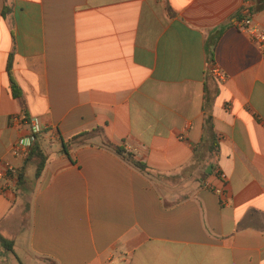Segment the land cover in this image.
<instances>
[{
  "label": "crops",
  "instance_id": "obj_1",
  "mask_svg": "<svg viewBox=\"0 0 264 264\" xmlns=\"http://www.w3.org/2000/svg\"><path fill=\"white\" fill-rule=\"evenodd\" d=\"M244 6L264 28V0H0V161L20 170L0 181V264H264V56ZM32 118L38 178L13 149Z\"/></svg>",
  "mask_w": 264,
  "mask_h": 264
},
{
  "label": "built area",
  "instance_id": "obj_2",
  "mask_svg": "<svg viewBox=\"0 0 264 264\" xmlns=\"http://www.w3.org/2000/svg\"><path fill=\"white\" fill-rule=\"evenodd\" d=\"M241 17L237 21V26L240 29L249 33L252 41L256 43L261 54L264 56V28L257 25L251 17L250 10L247 6H244L240 10ZM211 73L220 79H224L226 75L221 69L216 66H211ZM31 122V134L17 141L13 145V149L16 153L27 152L35 141V135L40 131V127L36 121V118L30 119ZM224 177V174H221ZM20 177V170L8 160L0 161V181L4 187H10L15 185Z\"/></svg>",
  "mask_w": 264,
  "mask_h": 264
},
{
  "label": "trees",
  "instance_id": "obj_3",
  "mask_svg": "<svg viewBox=\"0 0 264 264\" xmlns=\"http://www.w3.org/2000/svg\"><path fill=\"white\" fill-rule=\"evenodd\" d=\"M13 89H14V92L16 94H19V89H18L16 83H14V82H13ZM101 131H102L101 128H94V129L73 135L72 137H70L66 141H62L63 150L68 155L69 154L68 147L72 143H77L78 145L85 144L86 139L88 137H90L91 135L96 134V133H101ZM35 136H37V135H35ZM104 144L113 148L119 155H121L124 159H126L127 161L132 163L134 166H136L140 170L149 173V170H148L146 163L140 159H137L135 157L134 153L132 151L128 150L125 146L115 145L107 139H105ZM27 158L36 164L35 177L38 178L40 176L44 166H45L46 161H47V154L43 151L42 147L40 146V144H38L36 142V140L34 141L33 145L31 146V148L27 154ZM3 242H4V245L8 246L9 248H12V242H6L4 240H3Z\"/></svg>",
  "mask_w": 264,
  "mask_h": 264
},
{
  "label": "rangeland",
  "instance_id": "obj_4",
  "mask_svg": "<svg viewBox=\"0 0 264 264\" xmlns=\"http://www.w3.org/2000/svg\"><path fill=\"white\" fill-rule=\"evenodd\" d=\"M6 248H8V250H10V260L11 262L13 261L14 258V251L12 250V248H9L8 246L4 245ZM13 257V258H12ZM16 259L14 258V263H9V264H20V263H15ZM26 264V263H24ZM28 264V263H27Z\"/></svg>",
  "mask_w": 264,
  "mask_h": 264
}]
</instances>
